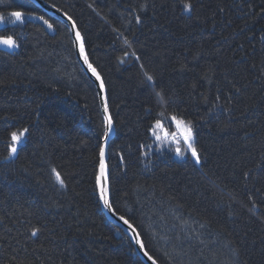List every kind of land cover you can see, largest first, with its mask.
I'll return each mask as SVG.
<instances>
[{
    "label": "trees",
    "instance_id": "1",
    "mask_svg": "<svg viewBox=\"0 0 264 264\" xmlns=\"http://www.w3.org/2000/svg\"><path fill=\"white\" fill-rule=\"evenodd\" d=\"M45 1L77 22L104 80L111 202L149 254L158 264H264V0H191V14L181 0ZM13 10L53 29L32 15L13 22ZM0 15V36L19 44L0 46V264H144L100 207L104 122L68 28L28 0H0ZM171 113L196 125L200 164L183 144V156L158 152L166 144L146 131ZM25 127L9 156V133Z\"/></svg>",
    "mask_w": 264,
    "mask_h": 264
},
{
    "label": "snow or ice",
    "instance_id": "2",
    "mask_svg": "<svg viewBox=\"0 0 264 264\" xmlns=\"http://www.w3.org/2000/svg\"><path fill=\"white\" fill-rule=\"evenodd\" d=\"M182 3V12L191 14L193 10V3L191 0H181ZM91 7V5H89ZM53 8H55V5H52ZM146 7V5H141L140 10L142 11ZM9 16L14 18L13 22L16 21H22L25 15H32V13H25L20 10H13L8 13ZM64 17L70 22V30L74 33L75 42L78 46L79 55L83 60V63L86 65L87 70L91 73L93 77H95V80L99 82V89L101 93L105 92V83L102 79L100 73L97 71V68L93 66V64L89 61V57L86 54V48H85V42L84 38L82 37L81 31L78 28L77 22L73 19L71 15H69L67 12L63 13ZM35 19H38L43 22L44 25L47 26L48 29H53V24L49 23L47 19H45L43 16L35 17ZM136 22L140 23L141 18L140 16L135 17ZM5 17L3 15H0V23L4 22ZM124 44H129V40L127 38L123 41ZM0 45L6 46L9 49H15L19 47V44L17 40L12 35L7 36H0ZM125 56L129 55L127 52L124 53ZM132 55H135V53H132ZM137 59H139L137 57ZM141 68H143V65H141ZM144 77L147 82H153V91L154 95L157 98L158 104L163 105L167 101L165 99V94L162 90H155L154 87V81L155 78L152 74H149L147 71L144 72ZM235 87V86H234ZM236 92H240L239 88H236ZM102 103H103V109H104V130L103 135L101 136L102 143L99 144V171L98 174L95 176V187L98 190L99 199L102 201L105 208H107L114 216L117 215L116 210L113 207V203L111 202L109 198L110 188H109V177L106 171V144H107V138L112 130L113 127V120L112 117L108 114L109 108L108 104L106 102V96L101 95L100 97ZM217 100L220 99L219 96L216 97ZM231 98L228 99V103L230 104ZM216 105H213L215 107ZM150 111V109H149ZM224 111H229L228 108H225ZM158 115L162 116L163 113H159ZM170 121L175 125L177 132H173L169 134V132L165 129L164 124L162 123L161 119L156 118L154 121L148 126L147 132L151 134L157 141L158 147L160 144H162L164 141L168 140L169 138L176 141L177 144H179V140H177V133H179L180 139H182L183 144L186 146L187 150L190 152L191 157L194 158L196 164H200V155L197 150V147L195 145L194 141V128L196 125L193 124L192 121H185V119L182 118L181 114L171 113L168 117ZM29 132V129L27 127L23 128L19 133L16 131H12L9 133L12 143L8 145V154L9 156L14 155L17 153V145L21 141V138L26 135V133ZM140 154L141 155H148L147 151H144L145 148L150 149L151 145H143L140 146ZM175 154L177 156H183L184 152L181 151V148L179 146L175 149ZM124 158L121 156V162H123ZM52 173L55 175L56 182L60 185L61 188L65 187V180L62 178L61 173L57 171L55 167H52L51 169ZM245 177H249V173H244ZM251 199V198H250ZM257 205L255 202L252 203L251 208L249 211H251L253 208H256ZM119 220L123 221L124 225L127 226L128 229H131L132 235L135 239V243L139 245L140 250L143 252V255L151 262V264H158L157 260L149 254V252L146 250V245L141 239V234L137 231V229L133 226V223L125 218L124 215H119ZM31 235L36 236L40 229L36 227H32L30 229Z\"/></svg>",
    "mask_w": 264,
    "mask_h": 264
},
{
    "label": "water",
    "instance_id": "3",
    "mask_svg": "<svg viewBox=\"0 0 264 264\" xmlns=\"http://www.w3.org/2000/svg\"><path fill=\"white\" fill-rule=\"evenodd\" d=\"M32 3H34V5H36L38 8H40L44 13H46L47 15L53 17L54 19L60 21L61 23H63L69 30V33L71 35L73 44H74V48H75V52L77 55V59L81 65V68L83 69V71L85 72V74L91 79V81L93 82V84L95 85L96 91H97V95H98V99H99V106H100V110L102 113V117L104 119V109H103V103L100 99L101 95H105L107 98V91H106V87H105V92L101 93L100 89H99V82L95 80V77H93L91 75V73L87 70L86 65L83 63L82 58L79 55V51H78V46L75 42V37H74V33L70 30V22L64 17L63 13L61 10H59L58 8H53L52 5L48 2H46L45 0H29ZM87 54V51H86ZM106 102L108 104V98L106 99ZM110 115V112L108 113ZM115 134V128H114V124L112 127V130L107 138V144H106V157H105V162H106V171L109 177V168L107 165V160H108V153H107V148H108V144L109 141L113 138ZM103 142V141H102ZM15 155V154H14ZM13 155V156H14ZM99 171V168H98ZM98 192V190H97ZM98 198H99V194H98ZM109 198L111 200V193H109ZM100 207L104 213V215L106 216V218L113 223L114 225L118 226L130 239V241L132 242L135 251L137 253V255L140 257V259L144 262V264H151V262L143 255V252L140 250L139 245H137L135 243V239L132 235L131 229H128L126 225H124L123 221L119 220V214L117 215H113L107 208H105V206L103 205L102 201H100Z\"/></svg>",
    "mask_w": 264,
    "mask_h": 264
},
{
    "label": "bare ground",
    "instance_id": "4",
    "mask_svg": "<svg viewBox=\"0 0 264 264\" xmlns=\"http://www.w3.org/2000/svg\"><path fill=\"white\" fill-rule=\"evenodd\" d=\"M29 1V0H28ZM29 2H31V1H29ZM32 3V2H31ZM34 4V3H33ZM36 6V5H35ZM40 9V8H39ZM46 14V13H45ZM83 37V36H82ZM86 48V47H85ZM74 50H75V48H74ZM87 51V50H86ZM75 54H76V52H75ZM88 55V54H87ZM76 57H77V55H76ZM90 61V60H89ZM94 87H95V85H94ZM96 89V88H95ZM97 92V91H96ZM107 98H108V96H107ZM98 101H99V99H98ZM99 108H100V106H99ZM108 108H109V106H108ZM100 112H101V110H100ZM110 112V111H109ZM101 115H102V113H101ZM111 116V115H110ZM102 119H103V117H102ZM103 122H104V119H103ZM162 123L164 124V127H165V129L169 132V134H171V133H173V132H177V129H176V127H175V125L171 122V121H169V120H166V121H162ZM115 128V127H114ZM116 132V131H115ZM114 136H115V134H114ZM113 136V137H114ZM113 139V138H112ZM111 139V140H112ZM177 140H179V144H177L176 143V141H174L173 139H171V138H169L168 140H166V141H164L163 142V144H166V145H161L160 146V149L158 150V152H164L168 147H170V149H172V151H174L175 152V149H176V147L177 146H180L181 144H183V141H182V139H180V137H179V133H177V138H176ZM110 140V141H111ZM110 141H109V143H110ZM102 143V142H101ZM109 145V144H108ZM184 145V144H183ZM185 146V145H184ZM186 147V146H185ZM187 149V148H186ZM188 151V150H187ZM189 152V151H188ZM190 153V152H189ZM190 156H191V154H190ZM193 160H194V158H193ZM194 162H195V160H194ZM196 163V162H195Z\"/></svg>",
    "mask_w": 264,
    "mask_h": 264
},
{
    "label": "rangeland",
    "instance_id": "5",
    "mask_svg": "<svg viewBox=\"0 0 264 264\" xmlns=\"http://www.w3.org/2000/svg\"><path fill=\"white\" fill-rule=\"evenodd\" d=\"M0 46L7 48L6 46H3V45H0ZM7 49H9V48H7ZM98 168H99V166H98ZM108 168H109V167H108Z\"/></svg>",
    "mask_w": 264,
    "mask_h": 264
}]
</instances>
